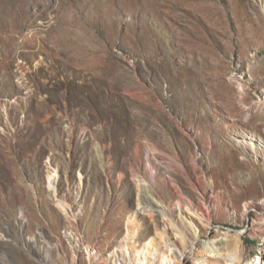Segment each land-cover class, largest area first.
I'll return each mask as SVG.
<instances>
[{"label": "rangeland", "instance_id": "rangeland-1", "mask_svg": "<svg viewBox=\"0 0 264 264\" xmlns=\"http://www.w3.org/2000/svg\"><path fill=\"white\" fill-rule=\"evenodd\" d=\"M144 196L264 259V0H0V264L175 258Z\"/></svg>", "mask_w": 264, "mask_h": 264}, {"label": "bare ground", "instance_id": "bare-ground-1", "mask_svg": "<svg viewBox=\"0 0 264 264\" xmlns=\"http://www.w3.org/2000/svg\"><path fill=\"white\" fill-rule=\"evenodd\" d=\"M144 185L147 186L146 184ZM143 203H145L144 205L146 207V210L150 211L152 215L159 214L160 212L163 213L164 217H166V219H168V222H170L172 229L177 231V234L179 235L184 245L183 247L184 250H180L178 252L176 251V256L174 258V256H172L173 254L170 253L168 250V248L173 247L171 243L169 242L170 238H168V240L166 241V244L168 247L167 249L163 246L164 244L163 242H160V240L158 241L155 238L147 242L142 249L138 248L136 245H134L133 241H134V238L136 237V234H138L137 232L139 230V220H138V217L134 216L132 218V221L130 224L131 227L129 229L130 230V241H129V246L127 247L126 256L130 258V262L129 263L127 262V263L128 264H154L155 259L158 257L161 258L164 264H173L172 260H175V262L177 260L182 262L184 259H186L189 256L193 258L194 260L198 259L192 253L197 248L194 246V243L197 241V239L195 237L188 239V236L185 232V228L181 224H178V221L176 220V218H174V214L172 213L170 208L168 207L161 208L159 211L158 208L154 207L152 200L147 199L145 196L143 197ZM166 209L169 214L165 212ZM201 210L202 208L200 207L197 208L196 213H198L200 219H202L207 225H210L211 222L210 220H208L209 219L208 217H210L209 210L208 209L205 211H201ZM158 224H159L158 225L159 234L163 238L167 235L166 234L167 229L160 222ZM193 234L194 236H198L199 235L198 230L195 229ZM201 244L203 245L204 251L206 252V254L215 255V256L217 255L224 256L225 259L227 260V264H240L241 263L240 255H241L242 248H241L239 237H234L233 239H229L227 245H223V246L218 245L217 242H215L214 240L205 241V242H202ZM223 248H225L226 250L222 251ZM197 262L201 264L202 260H197ZM258 264H264V259L260 260Z\"/></svg>", "mask_w": 264, "mask_h": 264}]
</instances>
